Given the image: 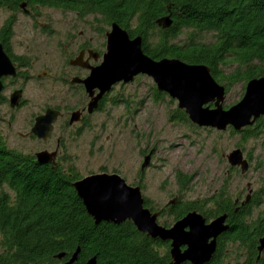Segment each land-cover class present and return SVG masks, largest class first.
Masks as SVG:
<instances>
[{
    "label": "trees",
    "instance_id": "obj_1",
    "mask_svg": "<svg viewBox=\"0 0 264 264\" xmlns=\"http://www.w3.org/2000/svg\"><path fill=\"white\" fill-rule=\"evenodd\" d=\"M22 1L0 0V6L14 8ZM24 1L96 15L106 25L115 23L130 37L140 36L143 52L154 60L207 66L226 92L264 77V0ZM165 17L172 20L168 29L156 23ZM182 33L186 39L175 43ZM200 35L212 40L202 41ZM154 94L158 99L162 93ZM174 119L188 123L183 111ZM257 129L241 131L243 140L255 138ZM80 178L72 166L66 170L42 166L32 156L9 149L0 137V264H64L77 248L75 264H86L92 257L96 264L171 263L169 242L141 234L131 222L95 225L72 186ZM191 182L190 176L177 173L179 191L187 190ZM253 195L237 208L224 187L201 203L177 200L161 214L166 212L173 223L191 211L207 220L226 214L229 229L217 239L207 264H222L228 245L236 247L231 264H264V251L259 258L257 252L258 240L264 237V209L254 214V208L264 203V185ZM62 253L65 257L58 260Z\"/></svg>",
    "mask_w": 264,
    "mask_h": 264
},
{
    "label": "rangeland",
    "instance_id": "obj_2",
    "mask_svg": "<svg viewBox=\"0 0 264 264\" xmlns=\"http://www.w3.org/2000/svg\"><path fill=\"white\" fill-rule=\"evenodd\" d=\"M6 16L0 11V23ZM54 18L57 19V22L53 21L55 28L64 31L63 18L56 12ZM17 20L16 43L22 44L20 40H24L29 21L22 14H17ZM95 25L103 28L97 34L109 29ZM186 36L182 33L174 42L182 43ZM199 39L212 40L208 35H200ZM36 45L43 56L48 52V60L55 61L56 66L62 62L64 54L72 51V47L66 50L55 47L56 38L48 40L45 45L37 41ZM48 83L34 81L26 86V106L17 114L18 122L42 102L51 88ZM244 90V84L233 85L226 92L223 107L226 109L239 102ZM155 91V84L146 76H138L132 83L116 87L112 98L117 104L107 103L103 111L93 116L91 127L81 129L80 135L64 149L68 163L81 178L103 172L119 175L129 186H140L143 198L148 202L147 209L157 212L159 224L167 226L173 224L172 219L166 212L160 213L171 201L201 203L224 187L232 199L240 197L243 201L247 195L261 189L264 185V123L252 127L258 128V135L246 140L240 132L232 133L230 128L225 132L200 128L189 121L174 119L176 112L180 111L177 101L166 94L155 99ZM8 95L7 91L2 94L4 98ZM0 111L4 116L6 109L0 107ZM18 131L23 132L21 128H13L7 138L9 148L25 154L40 150L35 143L18 138ZM235 149H240L249 161L250 168L245 175L232 172L227 163V155ZM149 154L150 163L141 171L144 158ZM179 172L192 178L187 190L178 189L176 175ZM263 209L264 203L254 208V214ZM235 250V245L226 247L222 264L233 263Z\"/></svg>",
    "mask_w": 264,
    "mask_h": 264
},
{
    "label": "water",
    "instance_id": "obj_3",
    "mask_svg": "<svg viewBox=\"0 0 264 264\" xmlns=\"http://www.w3.org/2000/svg\"><path fill=\"white\" fill-rule=\"evenodd\" d=\"M156 23L168 29L172 20L165 17ZM138 75L151 78L159 93L176 100L177 108L197 127L218 132L230 128L239 133L252 127L257 120H264V77L249 80L240 101L225 109L226 89L211 76L207 66L187 64L178 59L154 60L143 52L140 36L130 39L127 31L115 23L106 33V52L101 65L84 81L89 95L95 89L99 91L89 111L92 112L98 99L113 85L131 83ZM6 76L13 78L16 71L0 45V92L3 89L1 78ZM20 100V91L12 93L10 107H17ZM48 117L49 112L37 120L32 130L34 135L45 137L50 133L52 128H40ZM150 154L144 158L141 170L148 167ZM35 158L40 165L50 161L44 152L36 154ZM226 160L230 167L239 168L241 175L249 171L250 165L240 149L233 150ZM72 186L95 225L105 222L117 226L129 221L141 234L169 242L170 264L209 263L215 254L217 239L229 229L226 214L206 223L196 211L187 213L171 227H164L158 223V213L145 207L140 187L129 186L117 174H93L77 180ZM263 251L264 237L258 240V258ZM79 252L77 248L64 264H75ZM64 257L63 253L56 256L58 260ZM86 264H96V258L92 257Z\"/></svg>",
    "mask_w": 264,
    "mask_h": 264
},
{
    "label": "flooded vegetation",
    "instance_id": "obj_4",
    "mask_svg": "<svg viewBox=\"0 0 264 264\" xmlns=\"http://www.w3.org/2000/svg\"><path fill=\"white\" fill-rule=\"evenodd\" d=\"M0 11L7 15L0 23V45L16 71V76L13 78L10 76L1 78L3 89L0 92V107H4L6 113L3 116L0 111V137L9 148L7 138L10 137L13 128H21L23 132L18 131L17 137L35 143L40 150L34 154H25L21 151L9 149L32 156L35 161L36 154L47 153L50 161L42 166L66 170L71 165L64 154V149L80 135L81 129L91 127L93 116L103 111L107 103L117 104V100L112 98L114 90L118 86L126 85L122 82L113 85L110 91L98 99L92 112L89 111L88 107L92 100L98 96L99 91L95 89L89 95L86 92L84 81L90 76L93 69L101 65L106 52V33L110 31L113 23L106 25L99 16L92 14L81 16L78 12L44 5L38 1L23 0L14 8L0 6ZM54 12L63 18L66 24L64 31L60 32L55 28L53 21L57 22V19L54 18ZM17 14H22L29 21L27 28L24 30V40H20L22 44L16 43ZM94 22L109 29L103 34H97L101 33L103 28H98ZM54 38H56L55 47L60 49L64 47V50L72 47V51L64 54L62 62L57 66L54 65L55 61L51 63L48 60V52L43 56L42 51L36 45L37 41L41 45H45L48 40ZM133 38L135 36L130 37V39ZM31 42L35 44L32 45ZM34 81L38 83L49 82L48 84L51 85L50 91L47 90L45 98L37 105V108L29 111L28 114L26 113L18 122L17 114L26 106L25 88ZM6 91L9 95L4 98L2 94ZM17 91L21 92V100L17 107L11 108L9 98L12 93ZM48 112L49 117L44 120L43 126L41 125L40 128L52 129L45 137H38L32 133V130L35 128L37 120L45 117ZM262 121L264 120H257L252 127L257 126ZM230 168L232 172H240L239 168ZM253 196V194L247 195L243 201L240 197L235 198L233 200L235 207L239 208L248 204ZM175 202L171 201L164 206L162 211H167V208L174 205ZM145 207L147 208V205ZM215 218L206 219V223Z\"/></svg>",
    "mask_w": 264,
    "mask_h": 264
}]
</instances>
